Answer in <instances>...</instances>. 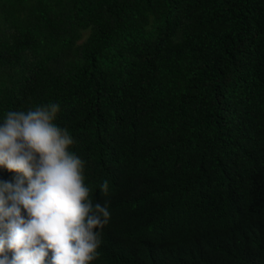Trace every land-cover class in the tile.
Listing matches in <instances>:
<instances>
[{"label":"trees","instance_id":"trees-1","mask_svg":"<svg viewBox=\"0 0 264 264\" xmlns=\"http://www.w3.org/2000/svg\"><path fill=\"white\" fill-rule=\"evenodd\" d=\"M49 102L109 201L90 264H264V0H0V124Z\"/></svg>","mask_w":264,"mask_h":264},{"label":"clouds","instance_id":"clouds-1","mask_svg":"<svg viewBox=\"0 0 264 264\" xmlns=\"http://www.w3.org/2000/svg\"><path fill=\"white\" fill-rule=\"evenodd\" d=\"M60 111L49 102L9 111L0 124V166L18 174L0 181V264H90L100 256L109 201L93 200L85 161L71 151L76 141L55 123ZM109 188L100 184L102 197Z\"/></svg>","mask_w":264,"mask_h":264}]
</instances>
